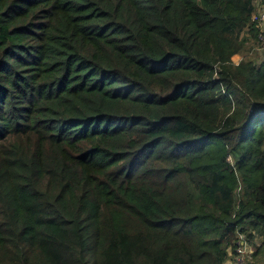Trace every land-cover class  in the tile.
<instances>
[{"label":"trees","instance_id":"obj_1","mask_svg":"<svg viewBox=\"0 0 264 264\" xmlns=\"http://www.w3.org/2000/svg\"><path fill=\"white\" fill-rule=\"evenodd\" d=\"M256 2L0 0V264H264Z\"/></svg>","mask_w":264,"mask_h":264},{"label":"rangeland","instance_id":"obj_2","mask_svg":"<svg viewBox=\"0 0 264 264\" xmlns=\"http://www.w3.org/2000/svg\"><path fill=\"white\" fill-rule=\"evenodd\" d=\"M246 58L251 59L256 65L261 63L264 60V48L260 45L256 39H252L249 41L243 50H241L238 54L232 56V60L235 63H238L240 59ZM263 240V237H256L250 244L246 246V252H252ZM247 255V254H245ZM246 257V256H245ZM240 256H233L225 262V264H238Z\"/></svg>","mask_w":264,"mask_h":264},{"label":"built area","instance_id":"obj_3","mask_svg":"<svg viewBox=\"0 0 264 264\" xmlns=\"http://www.w3.org/2000/svg\"><path fill=\"white\" fill-rule=\"evenodd\" d=\"M251 18L255 22L256 27L259 28L257 42L264 48V0H257L256 11L253 12ZM238 251H240V249H238ZM244 251H246V246Z\"/></svg>","mask_w":264,"mask_h":264}]
</instances>
